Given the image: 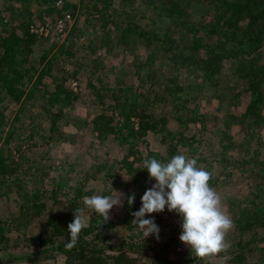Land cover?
I'll use <instances>...</instances> for the list:
<instances>
[{"label":"trees","instance_id":"trees-1","mask_svg":"<svg viewBox=\"0 0 264 264\" xmlns=\"http://www.w3.org/2000/svg\"><path fill=\"white\" fill-rule=\"evenodd\" d=\"M4 1L0 2V185H4L5 190L0 192V196L14 191L17 197V212L6 220H0V237L5 228L3 224L6 225V231L12 232L37 221L39 233L32 235L28 240L38 245V253L52 249L62 253L65 257L64 264H143L146 257L150 264H206L209 258L196 257L190 248L179 240L182 231L181 218L174 215V212L167 211V208L162 213H152L145 218H154L160 227L165 219L164 213H167V218L173 217L176 220L171 231L166 222L163 227L167 229V233H164L165 229L160 230L159 239L149 236L143 241H131L134 238L132 231L137 229L131 224V213L139 210L142 206V195L155 183V180L149 179L147 169H143V160L156 158L167 161L176 154L188 156L187 150L193 143L206 142L217 151V156L212 160L223 165L232 163V167H222L219 174H223V169L228 168L225 173L228 177H237L238 170L244 177L247 175L249 178L244 180L241 176V180L236 178L230 181L233 186L242 182L244 187H247L243 200L249 195L245 201L242 200L243 204L238 205L237 213H232V219L237 224L246 220L248 223L243 225L246 230L260 227L262 230L257 235L254 233L250 236L254 237L253 240L264 242V148L260 151L264 146V139L262 135L255 136L253 130H248L244 135L243 129L239 128V124L249 119L252 125L264 124V93L261 90L264 81V0H143L146 6L154 9L155 4H169L173 20L179 19L180 25L188 24L195 28H188L185 43L174 42L175 45L158 32L150 33L145 29L138 30L137 26L130 27L126 16L117 21L110 19L114 13L104 12L107 0H101V16L98 20L102 21V30L99 35H95V30L89 32L88 29L89 44L85 45L88 52L93 53L96 48L108 44L111 41L110 34L115 31L124 38L130 36L141 42L145 39L146 47L154 45L163 53L153 54L152 64L148 63L151 61L149 56L141 54L145 57L138 59L137 67L147 66L150 70L162 73L164 77L160 79L162 90H156L152 82L148 90H140L132 85H115L111 88L104 85L96 88L91 85L95 98L101 101L103 108L96 115H90L87 121V127L91 124L90 130L95 134V139L90 141L89 146L111 143L121 148L122 154L110 160L108 169L100 163H92L87 165L86 170L83 167L80 173L85 172L82 175L76 174L74 177L70 175L74 171L77 173L75 163H68L69 168L61 169L59 174V168L52 169L51 165L42 163L44 167H34L38 164L33 158L37 142L27 141V145L21 142L8 147L16 132L6 131L4 128L8 125L9 114H19V111L24 109L25 102L34 98L40 91L41 97L46 100L42 105H47L45 115L51 119V133L59 129L56 122L64 116V108H71L76 103L79 105L78 95L65 85L67 76L55 79L56 76L47 74L51 70V58L42 68L30 63L32 46L38 38L35 29L46 23L47 19L54 21L63 11L70 12L71 8L75 11L77 5L67 0H63L61 7H56V0ZM211 8L214 9V16L208 21L203 15L188 13ZM185 14L190 16L191 23H187ZM110 24L115 27L114 31L109 27ZM76 29L72 27L68 34L73 35ZM202 30L203 34L199 33ZM80 33L83 34V31ZM92 43L96 45L93 46ZM168 54L171 59L174 55L179 58V61L175 62L177 68L189 70L193 67L191 74L197 75L198 78H211L220 74L225 64L230 76L239 82L237 86L243 87L240 93H237L236 86L231 90L230 95L235 100L234 107L237 109L228 108L225 114L221 113L217 117L213 102L203 105L202 101H198L189 105L188 99H183L181 95L184 87L178 83V75H165L162 69L164 62L157 59L169 60ZM47 56V53H43L39 63L45 62ZM90 62H96L93 68L99 64L95 59ZM45 76H49L50 83L42 87ZM28 83L31 88L26 91ZM234 89L236 90L233 91ZM107 98L111 102L105 104L103 100ZM164 103L171 104V111L155 114L153 109ZM16 104H19L18 108ZM8 108L11 109L10 113H7ZM186 113L187 117L184 118L182 115ZM171 114L175 116L176 128L170 126ZM222 117H226V123L219 127V121H223L220 120ZM196 124L199 128L189 134L191 126ZM63 127L64 130L70 127L68 121ZM30 132L34 133L33 130ZM149 133L159 137V141L165 145V154L147 149L146 137ZM36 134L46 139L40 133ZM68 134L71 135L70 132ZM32 137L30 134L28 138ZM250 137L254 140L253 143L247 141ZM52 140L53 134L45 144L48 146ZM143 148L147 151L144 154ZM44 150L48 151V148L44 147ZM235 153L242 155L234 158L232 156H236ZM198 160L200 166L212 173L210 186H216L218 175L213 172V161L209 160L205 165L203 159ZM31 165H34L33 169ZM240 165L249 166H245L248 173L242 171ZM56 173V176L53 175ZM109 175L114 179L108 183L110 186H107ZM122 177L127 178L129 182L124 206L120 208L125 210L121 222L124 230L130 231V235L118 242L111 241L110 234L118 221L110 216L111 218L103 223L102 217L94 213L89 216V227L82 230L77 245L72 250H67L65 244L70 240L67 226L73 220V211L83 207L82 197L97 194L96 188L90 187V183L99 181L102 194L108 195L111 192H119L114 185L116 186ZM62 185L66 186L68 191H62ZM133 192L135 201L129 206L126 197ZM118 208L114 206L110 214ZM138 232L143 234L142 231ZM182 251H187L190 256L182 255ZM259 251L258 260L253 264H264V245ZM173 253L177 254L176 257L170 256Z\"/></svg>","mask_w":264,"mask_h":264},{"label":"rangeland","instance_id":"rangeland-1","mask_svg":"<svg viewBox=\"0 0 264 264\" xmlns=\"http://www.w3.org/2000/svg\"><path fill=\"white\" fill-rule=\"evenodd\" d=\"M67 1L76 4L77 8L75 11H73L72 8L70 10V14L73 12L71 15L72 20L68 23L65 37L60 38L58 41H54L51 35L53 32V21L51 22L50 19H47L46 25H48L49 29L48 36L41 35L37 32L38 28L35 29L38 38L34 41L32 46L30 63L38 68H42L44 65L46 66V61L51 58L52 66L51 70L49 73L47 72V74L51 75V77L56 76L55 79L67 76L68 78L65 85L78 95L77 102L80 106L76 103V105L71 108H64V116L59 118L56 122L59 129L53 130L51 133L49 131L51 119L50 116L48 118L45 115L47 114L45 112L47 105H42L46 102V100L41 97L42 92L40 91L35 94L34 98L25 102L26 107L23 105L24 109L22 111L20 110L19 114L16 113L14 115L15 112L11 114V109L8 108L7 113H10V119L7 123L8 125L5 126L4 129L6 131L14 130L16 132L14 137L10 140L8 147H12L14 144L21 142L25 145H27V141L37 142L35 157L33 158L38 164H35V166L31 165L32 169L33 166L44 167L41 165L43 163L49 166L51 165L52 169L59 168V174L61 169L65 170L66 168H69V166H67L68 163H75L77 173L74 171L70 175V177H74L76 174L77 176L82 175L85 172L80 173V171L83 170V167L86 170L88 167L87 165L92 163H100V165L108 169L107 165L110 160L113 159V157H119L122 154L121 148L111 143H105L103 145L97 143L95 147L93 145L89 146L90 141L95 139V134L90 130L91 124L87 127V121L89 120L90 115H96L101 111V108H103L101 101L99 102V99L95 98L96 96L91 85L96 88H99L102 85L110 88L115 85H120L121 87H130L132 85L140 90H148L152 86V82L153 87H155L156 90H162V82H160V79L164 76L156 70H150L147 66L137 67L138 59L140 60L145 56H149L151 58L153 54L156 55L158 52L160 55L163 53V51L158 50L154 45L146 47L147 44L145 39L141 42L139 39L131 38L130 36L124 38L118 33V31H115L110 34L109 40L111 41L108 44H103L101 47L96 48L93 53L88 52L87 47H85L86 44H89L87 38L88 29L89 32L95 30V35H99L102 30V21L98 20L101 16L100 8L102 6V1ZM0 2L4 3L5 1L0 0ZM18 6L20 7V5ZM155 6V9L150 6H146L143 0H107L106 10L104 12L107 14H111V12H113L114 14L110 17V19L114 21H117V19L121 20L126 16V21L130 27L137 26L138 30L139 28L145 29L150 33L158 32L161 36H165L167 40L174 45L176 42H179L180 44L185 43V37L188 34L187 30H189L188 28H195L190 27L188 24H184V26L180 25L178 21L179 19L177 20L175 18L176 20H173V15H171L170 12L171 6L169 4L164 3V5L160 4L159 6L155 4ZM188 13L190 15H203V17L205 16L208 21L211 16H214V9H206V11L204 9ZM186 17V20H188L187 23H191L190 16L186 15ZM182 19L185 21L184 17ZM72 27L77 29L74 31L73 35H69L68 32H70ZM109 27L112 31H114V26L110 24ZM82 31L83 34L80 33ZM203 32L204 31L202 30L199 33L203 34ZM18 33H20V31ZM92 44L93 46L96 45V43ZM140 48L143 49L139 51ZM175 48L177 49L176 46ZM43 53H47L48 56L45 62L42 61L39 63L40 57ZM141 54H144L145 56ZM139 55L141 56L137 58ZM167 57L169 60L165 59L161 61L162 58H157L159 62H164V66L162 68L163 73L165 75L172 74L174 77L178 75V83L184 87L181 95L183 99H188L189 105H193L198 101H202L203 105L213 102L215 103L213 104L215 108L214 110L217 109V111H214L215 114L218 113L217 117H219L221 113L225 114L228 108H232L233 110L237 109L236 106L234 107V103L236 102L230 95L232 92L231 90L236 86L237 93H240L243 91V87L237 86L239 82L235 77L230 76L225 64L223 65L225 68H223L220 74L213 75L211 78L202 76L201 78H198L197 75L191 74L193 67H190L189 70L179 69L175 64L176 61H179V58L174 55L173 59H171L170 54H168ZM93 59L97 60L99 63L96 68H93L96 62H90V60ZM147 61H149V59H147ZM148 63H153L152 58ZM81 67H83V69H81ZM74 71H77V73L75 74ZM48 77L49 76H45L43 78L41 83L42 87H46V85L50 83ZM29 85L30 83H28L25 87L26 91L31 88ZM261 90L264 93V81L262 83ZM103 102L106 104L111 102V100L107 98L104 99ZM18 106L19 104H16L17 108ZM170 107L171 104L169 103L160 104L153 109V112L158 115L163 111H171ZM182 116L184 118L187 117V113ZM174 117L175 116L171 114L170 126L176 128ZM220 120L223 121H219V127L223 126L224 122L226 123V117H222ZM67 121L70 127H67L66 130H64L65 127L63 126ZM198 128V124L192 125L189 134ZM239 128L243 129L244 135L248 130H253L255 131V136L262 135V138L264 139V124L261 126L252 125L249 119L243 124H239ZM30 130H33L34 133H31ZM68 132H70L71 135H69ZM36 133H40V135L46 137L47 140L48 137L53 134V142L47 146L45 144L47 140L38 137ZM30 134L33 135L32 138H28ZM239 140L240 139H238V141ZM81 141H83V143ZM247 141L250 143L254 142L251 137ZM44 147H47L48 151H45ZM146 147L148 150L154 152L162 154L166 153L165 145L159 141V137L157 135L152 133H149L146 137ZM263 148L264 146L261 147L260 151L263 150ZM146 152V148H143L142 153L144 154ZM215 152L217 151H215L213 147L208 146L206 142H203L202 144L193 143L192 147L187 150V155L191 158H195L198 165L200 163L198 160L199 158L203 159L202 162L207 165L209 160H212L217 156ZM235 155L236 156L232 157L237 158L242 154L235 153ZM212 161L213 172L218 175V184L213 188L220 195L225 210L232 218V213H237L236 210L238 205L243 204L242 202L245 201L249 195L243 200L246 193V186L244 187L242 182L233 186L230 181L235 180L236 178L241 180L244 177V174L237 170V177H228L225 174L226 171H228V168L223 169V174H219L222 167H232V163L226 162L227 164L223 165L215 162L214 160ZM245 166L246 165H240L239 168L248 173L245 170ZM246 167L248 168L249 166ZM24 169L28 170L27 167H24ZM53 175L56 176L57 173ZM59 176L60 175H58V177ZM113 179L114 178L109 175V180L107 179L106 185L110 186L108 183H111ZM243 179L247 180L249 178L246 175ZM128 182L127 178L122 177L119 179L117 185H114V187L117 188L119 192L126 194ZM99 183V181L92 182L90 183V187L96 188L95 191H97V194L105 195L102 194ZM250 184L251 182L249 181L248 185L250 186ZM0 189V192L3 193L5 186L0 185ZM62 189V191H68L64 185H62ZM112 194H115V192H111L108 195ZM16 198L17 197L14 191L0 196L1 221L6 220L17 212ZM92 214H94V212L88 213L89 216ZM124 214L125 210L120 208L110 214L115 221H118L115 223L110 234L111 241L113 242H118L125 236L128 237L130 235V231L124 230L123 223L121 222ZM164 217L165 219H163L159 228L160 230L165 229L164 233H167V229L164 228L163 225L167 222L171 231V229L175 227L176 220L173 217L167 218V213H164ZM242 221V224L234 223V228L228 233L227 240L230 245L228 251L209 258V263L206 260V264H253L258 260L260 255L259 248L264 245V242L257 241L255 239L253 240L254 237L252 238L251 236L254 233L257 235V233L262 229L260 227H256L252 230H246L247 228H244L243 225H246L248 222L246 220ZM3 225L5 228L3 227V234L0 237V254H14L19 256V258L26 256L28 261L23 264H64L65 257L62 253H58L55 249L43 252L41 251V253H38V245L32 244V242L28 240V238L32 235H37L39 233V223L37 221L33 222L30 226H23L18 230H13L12 232L6 231V225ZM239 227L241 229H239ZM138 231L141 230L137 228L132 231L134 238L131 241H143L146 239H144L143 234ZM175 248H177V246H175ZM184 252L185 251H182V255H189V253H186L187 251L185 253ZM176 255L177 254L175 253L170 254L171 257H176ZM225 256L228 258L224 259ZM143 260V264H150L147 257Z\"/></svg>","mask_w":264,"mask_h":264},{"label":"clouds","instance_id":"clouds-1","mask_svg":"<svg viewBox=\"0 0 264 264\" xmlns=\"http://www.w3.org/2000/svg\"><path fill=\"white\" fill-rule=\"evenodd\" d=\"M143 169L155 183L141 197V207L132 212L131 224L142 231L144 239L155 236L159 239L160 228L154 218H145L152 213L174 212L181 220L179 240L188 246L196 257L211 258L229 249L228 233L235 224L225 210L220 195L210 186L212 173L198 165L195 158L176 154L167 161L145 158ZM131 206L135 193L126 197ZM83 207L73 211V220L68 224L70 240L65 244L72 250L78 243L82 230L89 227V212H94L107 222L113 207L123 208L125 194L115 191L112 195L93 194L82 197ZM228 257H224L227 259Z\"/></svg>","mask_w":264,"mask_h":264},{"label":"built area","instance_id":"built-area-1","mask_svg":"<svg viewBox=\"0 0 264 264\" xmlns=\"http://www.w3.org/2000/svg\"><path fill=\"white\" fill-rule=\"evenodd\" d=\"M63 4V0H56L55 5L56 7H61ZM72 20L71 14L68 11H63L60 17H57L53 22V32L51 33L53 40L58 41L60 38L65 37L66 29L68 27V23ZM39 32L43 36H48L49 29L48 25L43 24L38 29Z\"/></svg>","mask_w":264,"mask_h":264},{"label":"water","instance_id":"water-1","mask_svg":"<svg viewBox=\"0 0 264 264\" xmlns=\"http://www.w3.org/2000/svg\"><path fill=\"white\" fill-rule=\"evenodd\" d=\"M27 257L16 256L14 254L2 253L0 254V264H23L27 262Z\"/></svg>","mask_w":264,"mask_h":264}]
</instances>
